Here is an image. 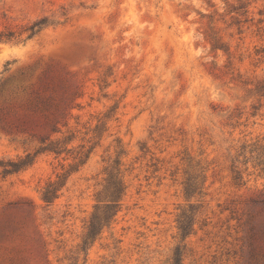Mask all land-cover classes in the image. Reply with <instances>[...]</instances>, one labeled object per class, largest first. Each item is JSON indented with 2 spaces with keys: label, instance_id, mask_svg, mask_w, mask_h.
<instances>
[{
  "label": "rangeland",
  "instance_id": "obj_1",
  "mask_svg": "<svg viewBox=\"0 0 264 264\" xmlns=\"http://www.w3.org/2000/svg\"><path fill=\"white\" fill-rule=\"evenodd\" d=\"M260 161L264 0H0V264H264Z\"/></svg>",
  "mask_w": 264,
  "mask_h": 264
},
{
  "label": "trees",
  "instance_id": "obj_2",
  "mask_svg": "<svg viewBox=\"0 0 264 264\" xmlns=\"http://www.w3.org/2000/svg\"><path fill=\"white\" fill-rule=\"evenodd\" d=\"M40 22L34 23L30 28L33 30L35 25H37ZM34 32V30H33ZM53 143V142H51ZM57 144V143H55ZM54 148H49L48 145L44 147V150L48 151H54L58 153L55 149H57V146H53ZM33 161V158L29 156V154L23 158L19 159L15 162H9L5 165L3 169V173H12L17 172L20 169L26 167L27 165L31 164ZM264 164V161H260ZM61 186V183L58 182H50L48 183L42 192V200L46 203H51L54 198L57 197V192L59 190V187ZM196 184L194 182H186L185 185V192L189 194L192 191V188L195 189ZM123 191V185L121 179L118 177L117 174L112 173L109 174L108 180L106 185L101 190V198L98 201H102L101 204H97L94 208V211L92 212L88 226L87 231L83 237V244H90L94 241L96 236L101 232V230L107 226L110 222V220L114 217L116 214L118 208H119V200L121 193ZM262 204H264V197L260 200ZM192 226V217L191 214L188 213L186 210L182 211L178 218V229L180 232V235L182 239L186 238L191 233ZM249 252L253 257L256 256H262L263 251L260 250V248L257 250L256 245H254V239L258 238L255 237L254 233H251L249 236ZM181 262V252L178 248L175 249L173 257H172V263L171 264H180Z\"/></svg>",
  "mask_w": 264,
  "mask_h": 264
}]
</instances>
